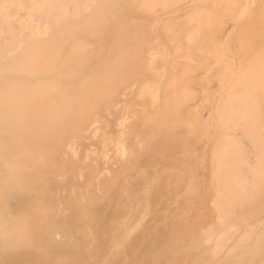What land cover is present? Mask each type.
I'll return each mask as SVG.
<instances>
[{"label":"rangeland","instance_id":"rangeland-1","mask_svg":"<svg viewBox=\"0 0 264 264\" xmlns=\"http://www.w3.org/2000/svg\"><path fill=\"white\" fill-rule=\"evenodd\" d=\"M0 264H264V0H0Z\"/></svg>","mask_w":264,"mask_h":264}]
</instances>
